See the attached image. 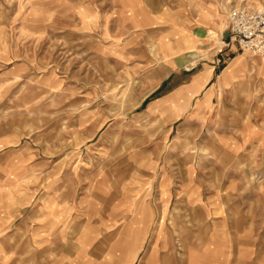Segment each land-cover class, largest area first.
I'll return each instance as SVG.
<instances>
[{"label":"rangeland","instance_id":"374dc122","mask_svg":"<svg viewBox=\"0 0 264 264\" xmlns=\"http://www.w3.org/2000/svg\"><path fill=\"white\" fill-rule=\"evenodd\" d=\"M34 1L0 0V254L7 253L0 264L24 258L33 245L15 243L14 222L58 176L66 187L59 199L68 203L84 196L102 206L147 197L161 206L162 200L164 227L172 228V221L190 225L195 217L190 210L222 204L230 227L223 232L225 264H264V82L254 79L257 68L251 67L247 85L220 90L200 119H190L192 107L179 106L175 113L158 101L165 93L164 84H157L162 76L149 75L158 72L161 59L155 37L146 40L143 32L133 45L118 49L116 61L104 57L110 46L99 45L102 30L92 26L116 20L113 0H79L100 12L92 26L83 25L72 3L64 13L62 7L77 0ZM144 1L155 12L188 13L194 0ZM218 1L226 8L264 5V0ZM104 35L103 43L112 41ZM228 40L233 42L229 33ZM213 42L218 48L220 41ZM153 83L157 89L150 88ZM169 112L185 114L172 120ZM253 130L251 149L241 148L242 137L246 141ZM38 157L57 160L44 171L46 166L31 164ZM56 166L61 172L54 174ZM210 193L216 198L207 199ZM171 212L175 220L168 218ZM211 237L176 230L166 239L174 243L170 255L177 264H186L191 244Z\"/></svg>","mask_w":264,"mask_h":264},{"label":"crops","instance_id":"0c3cea01","mask_svg":"<svg viewBox=\"0 0 264 264\" xmlns=\"http://www.w3.org/2000/svg\"><path fill=\"white\" fill-rule=\"evenodd\" d=\"M25 1L35 3L34 0ZM77 1H69L63 6L64 13L71 11L72 3L73 7H78V10L75 8L76 16L81 18L83 25L89 26L99 21L96 17L100 16V12L97 9L92 8L89 2ZM113 1L117 10L116 20L100 22L99 27L91 25L92 29L96 28L94 31L102 30L103 36L107 33L113 37L112 41L103 43L106 37L102 38L100 33L102 40L99 45L110 46L104 57L115 56L123 44L133 45V40H137L143 32L146 40L155 37L161 59L156 65L159 68H155L158 72L153 69L149 75L162 76L157 84H164L165 93L158 101L162 105L171 106L169 108L175 113L179 112L180 107L189 106L193 109L190 119H200L203 111H207L217 99L220 90L225 91L241 83L248 84L247 75L251 72V67L259 71V77L254 79L264 82V59L253 60L251 52L240 51L234 42L230 43L228 40L226 17L236 5H226V8L218 0H194L190 2L191 9L188 13L182 8L178 12L176 10L169 13L166 9L158 10L159 12L147 9L144 5L146 1L143 0ZM56 5L59 4L54 7ZM35 15L34 11L33 18ZM215 38L220 41L218 48L217 43L213 42ZM106 59L109 60L107 57ZM114 59L116 61V56ZM188 71L192 72L184 74ZM157 84H151L150 88ZM152 89L157 88L154 86ZM176 90L180 92L179 97L172 96ZM188 110L189 108L185 109V112ZM183 112L178 117L170 112L168 115L174 120L184 115ZM243 130L245 134L249 132ZM256 131L253 130L251 135L247 134L246 141L242 137L239 146L245 150L251 149ZM55 160L57 159L38 157L31 164H36L35 167L46 166L45 171ZM60 167L56 166L51 170L54 173L57 169L60 173ZM40 171L44 172L42 169ZM60 180L59 176L51 180V183H56L47 185L49 192L43 186L44 196L38 202L31 203L33 209L28 214H21L19 220L14 222L11 237L15 243L27 242L33 245L24 258L17 257L13 264H18V260H21L20 264H177L175 257L170 255V248L174 243L172 245L166 239L168 234L172 235L176 230L181 233L212 234L209 240H203L199 246L191 244L194 248L189 250L186 264H225L228 261L227 250L224 249L227 242L223 240V232L230 227L222 217V204L219 207L213 202L208 209L190 210L189 216H195L192 224L181 227L171 220L170 228L163 224L162 200L158 199L157 202L161 203L159 206L151 203L148 197L138 200L132 198L131 202L125 204L122 200L118 205L114 201L108 203L107 199L105 202L109 206H102L97 199L84 196L87 200L75 199L68 203L69 201L59 199L66 190V187L59 185ZM214 196L215 193H210L207 199L216 198ZM25 206L23 204L21 212ZM124 217L128 221L114 229L113 223L122 222ZM174 217L176 218V214L171 212L168 218L175 220ZM90 221L94 225L85 231L84 225ZM6 254H0V261H6Z\"/></svg>","mask_w":264,"mask_h":264},{"label":"built area","instance_id":"2783aa9c","mask_svg":"<svg viewBox=\"0 0 264 264\" xmlns=\"http://www.w3.org/2000/svg\"><path fill=\"white\" fill-rule=\"evenodd\" d=\"M226 20L229 37L239 50L264 58V5L232 8Z\"/></svg>","mask_w":264,"mask_h":264},{"label":"bare ground","instance_id":"6f19581e","mask_svg":"<svg viewBox=\"0 0 264 264\" xmlns=\"http://www.w3.org/2000/svg\"><path fill=\"white\" fill-rule=\"evenodd\" d=\"M174 52V51H173ZM195 65V64H194ZM262 67V66H261ZM145 104V103H144ZM177 113V112H176Z\"/></svg>","mask_w":264,"mask_h":264}]
</instances>
